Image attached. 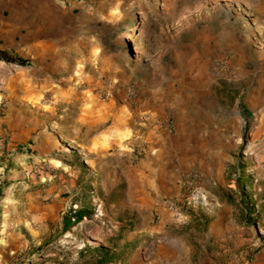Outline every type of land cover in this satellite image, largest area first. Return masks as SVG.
Masks as SVG:
<instances>
[{
  "label": "rangeland",
  "instance_id": "obj_1",
  "mask_svg": "<svg viewBox=\"0 0 264 264\" xmlns=\"http://www.w3.org/2000/svg\"><path fill=\"white\" fill-rule=\"evenodd\" d=\"M60 2L0 42V264H264V0Z\"/></svg>",
  "mask_w": 264,
  "mask_h": 264
},
{
  "label": "crops",
  "instance_id": "obj_2",
  "mask_svg": "<svg viewBox=\"0 0 264 264\" xmlns=\"http://www.w3.org/2000/svg\"><path fill=\"white\" fill-rule=\"evenodd\" d=\"M59 3L60 0H0V42L7 45L13 35L34 40L33 33L52 22V8L62 5ZM183 155L189 158L187 152Z\"/></svg>",
  "mask_w": 264,
  "mask_h": 264
},
{
  "label": "trees",
  "instance_id": "obj_3",
  "mask_svg": "<svg viewBox=\"0 0 264 264\" xmlns=\"http://www.w3.org/2000/svg\"><path fill=\"white\" fill-rule=\"evenodd\" d=\"M0 60L10 64H16L18 66L27 65V60L19 56L18 54H13L7 51L6 49H0ZM244 184L249 183L248 176H242ZM74 217L81 218L88 214L87 210L81 208L74 212ZM71 222L70 219L65 220V224L68 225ZM87 249L90 252L89 260L85 264H111L117 261L119 253H115L111 248L99 245L95 247L87 246Z\"/></svg>",
  "mask_w": 264,
  "mask_h": 264
},
{
  "label": "built area",
  "instance_id": "obj_4",
  "mask_svg": "<svg viewBox=\"0 0 264 264\" xmlns=\"http://www.w3.org/2000/svg\"><path fill=\"white\" fill-rule=\"evenodd\" d=\"M166 129H167V131H168V130L171 131V130H173V127H172V126H171V127L167 126ZM190 177H191L192 180H194V181H196V180L198 179L196 173H192Z\"/></svg>",
  "mask_w": 264,
  "mask_h": 264
}]
</instances>
